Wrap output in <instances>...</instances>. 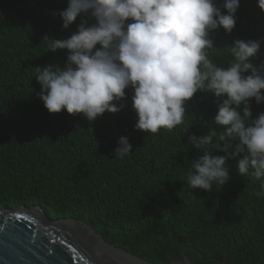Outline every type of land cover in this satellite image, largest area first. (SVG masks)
<instances>
[{
    "label": "trees",
    "instance_id": "1",
    "mask_svg": "<svg viewBox=\"0 0 264 264\" xmlns=\"http://www.w3.org/2000/svg\"><path fill=\"white\" fill-rule=\"evenodd\" d=\"M213 3L226 14L224 0ZM67 5L0 0V210L38 207L50 220L84 222L108 245L151 264L178 261L186 247L216 260H195L187 250L193 264H222L233 244L225 264H264V177L241 176L236 159H228L223 167L229 179L222 187L213 184L205 192L187 183L192 160L204 151L224 155L216 151L223 126L213 122L219 101L210 92L197 91L185 102L183 123L156 133L135 129L131 85L122 100L112 102L124 105L120 111H105L93 121L63 109L47 111L35 67L62 68L68 51L48 50L45 35L67 38L82 18L86 26L96 23L82 13L64 28L59 12ZM257 5L239 0L232 31H210L213 48L206 51L218 67L229 66L233 41L257 40L259 51L249 62L264 75V12ZM248 104L246 123L264 112V100L250 98ZM243 107L237 108L241 115ZM210 130L216 135L209 145L198 150L190 144L189 135ZM122 136L132 151L121 158L114 149Z\"/></svg>",
    "mask_w": 264,
    "mask_h": 264
},
{
    "label": "clouds",
    "instance_id": "2",
    "mask_svg": "<svg viewBox=\"0 0 264 264\" xmlns=\"http://www.w3.org/2000/svg\"><path fill=\"white\" fill-rule=\"evenodd\" d=\"M257 6L264 12V0H258ZM222 7L226 14L213 0H68L66 9L59 12L64 28L82 13H90L96 23L86 26L82 18L77 31L67 38L45 35L48 50L66 49L68 55L62 68L35 67L44 107L49 113L63 109L93 121L105 111H120L124 105L112 102L122 100L131 85L132 109L138 116L135 129L156 133L183 123L185 102L197 91L210 92L219 101L213 122L223 126L216 151L224 155L204 151L192 160L187 183L205 192L213 184L222 187L229 179L223 167L228 159H236L239 175L261 180L264 112L246 123L251 116L249 99L264 100V75L249 62L259 51L260 41L237 39L230 46L229 66L214 64L206 51L213 48L209 33L218 27L232 31L239 0H224ZM128 20L132 22L126 24ZM241 104L243 115L237 111ZM214 135L210 130L202 137L189 135L188 140L199 150ZM131 151L128 138L120 137L114 155L122 158Z\"/></svg>",
    "mask_w": 264,
    "mask_h": 264
},
{
    "label": "water",
    "instance_id": "3",
    "mask_svg": "<svg viewBox=\"0 0 264 264\" xmlns=\"http://www.w3.org/2000/svg\"><path fill=\"white\" fill-rule=\"evenodd\" d=\"M109 246L81 221L50 220L38 207L0 210V264H151ZM187 250L195 260L216 261L186 247L170 264H193Z\"/></svg>",
    "mask_w": 264,
    "mask_h": 264
},
{
    "label": "bare ground",
    "instance_id": "4",
    "mask_svg": "<svg viewBox=\"0 0 264 264\" xmlns=\"http://www.w3.org/2000/svg\"><path fill=\"white\" fill-rule=\"evenodd\" d=\"M109 246V245H108ZM109 247H112V246H109ZM112 248H114V247H112Z\"/></svg>",
    "mask_w": 264,
    "mask_h": 264
}]
</instances>
